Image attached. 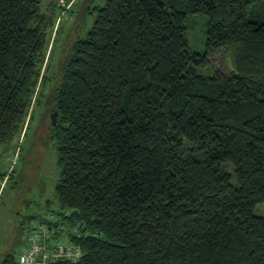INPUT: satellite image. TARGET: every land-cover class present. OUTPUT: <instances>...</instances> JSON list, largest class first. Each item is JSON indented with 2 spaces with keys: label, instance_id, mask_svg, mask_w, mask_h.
<instances>
[{
  "label": "trees",
  "instance_id": "trees-1",
  "mask_svg": "<svg viewBox=\"0 0 264 264\" xmlns=\"http://www.w3.org/2000/svg\"><path fill=\"white\" fill-rule=\"evenodd\" d=\"M41 3L0 0V143L50 80L42 106L56 121L38 142L57 152L58 206L17 221L0 264H18L39 224L48 250H79L47 264H264V0L85 2L92 21L53 76L46 32L68 7ZM189 13L206 17L203 51L188 43ZM223 48L228 73L198 70Z\"/></svg>",
  "mask_w": 264,
  "mask_h": 264
},
{
  "label": "rangeland",
  "instance_id": "rangeland-1",
  "mask_svg": "<svg viewBox=\"0 0 264 264\" xmlns=\"http://www.w3.org/2000/svg\"><path fill=\"white\" fill-rule=\"evenodd\" d=\"M52 1L54 0H42L41 7L46 9ZM103 1L64 0V7L68 8L62 9L63 12L60 7L56 8L59 18L46 32L48 45L44 63L47 75L53 76L56 72L57 60L64 52L66 41L73 35H83L89 27L93 13L85 14L87 9L85 2H88V5H98ZM205 28V16L188 14L186 36L192 49L204 50ZM208 60V65L198 67L200 72L210 74L216 70L228 73L233 68L231 58L224 48L210 54ZM49 84L50 80H47L43 88L41 85L36 88L35 97L38 91L43 94L41 105L33 102L20 132L0 143V256L13 243L12 236L17 221L43 209L45 215L50 209H56L58 206L55 195V184L59 175L57 152L52 141L38 142L40 139L38 131L47 127L51 112L48 107L42 106L45 101L44 93L50 89ZM43 118L46 119L45 122H41ZM224 167L232 170L229 162ZM255 212L264 215V201L256 204ZM49 216L54 218L56 215L53 213V216L52 214ZM37 221L36 218H32L28 223H23L24 235L21 240H24L27 229ZM54 240L52 237L49 238V243H55ZM18 247L19 244L16 246L17 250Z\"/></svg>",
  "mask_w": 264,
  "mask_h": 264
},
{
  "label": "built area",
  "instance_id": "built-area-1",
  "mask_svg": "<svg viewBox=\"0 0 264 264\" xmlns=\"http://www.w3.org/2000/svg\"><path fill=\"white\" fill-rule=\"evenodd\" d=\"M51 228L53 229V227ZM32 229L26 235L25 243L17 250L16 258L18 264H47L49 261H53L55 258L62 257L65 254L76 257L79 250L73 245L63 247L59 244L53 249H47L46 244L42 242V238L48 234L50 229L48 226L43 224L33 225Z\"/></svg>",
  "mask_w": 264,
  "mask_h": 264
},
{
  "label": "water",
  "instance_id": "water-1",
  "mask_svg": "<svg viewBox=\"0 0 264 264\" xmlns=\"http://www.w3.org/2000/svg\"><path fill=\"white\" fill-rule=\"evenodd\" d=\"M56 115H57V111L56 110H52L50 112V120H51V123L54 124L55 121H56Z\"/></svg>",
  "mask_w": 264,
  "mask_h": 264
}]
</instances>
